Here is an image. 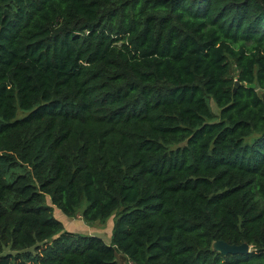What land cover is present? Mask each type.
Returning <instances> with one entry per match:
<instances>
[{
	"label": "trees",
	"instance_id": "obj_1",
	"mask_svg": "<svg viewBox=\"0 0 264 264\" xmlns=\"http://www.w3.org/2000/svg\"><path fill=\"white\" fill-rule=\"evenodd\" d=\"M263 92L264 0H0V264H264Z\"/></svg>",
	"mask_w": 264,
	"mask_h": 264
},
{
	"label": "rangeland",
	"instance_id": "obj_2",
	"mask_svg": "<svg viewBox=\"0 0 264 264\" xmlns=\"http://www.w3.org/2000/svg\"><path fill=\"white\" fill-rule=\"evenodd\" d=\"M64 27H71V26L69 25L67 26L62 22L58 26V29ZM210 104L213 110L215 112H218V108L212 100H210ZM23 114L24 113L21 111L18 112L19 116ZM45 202L49 203V199L46 198ZM82 208L83 206L77 209V212L73 216L68 217L64 215L58 208L53 207V215L55 218L61 221L65 230L72 231L82 235L97 236L102 238L106 243H110L114 222L120 209L114 211L109 217H107L103 221L97 220L92 222H85L81 217ZM117 260L119 264H131L129 261L124 260L121 254H117Z\"/></svg>",
	"mask_w": 264,
	"mask_h": 264
},
{
	"label": "water",
	"instance_id": "obj_3",
	"mask_svg": "<svg viewBox=\"0 0 264 264\" xmlns=\"http://www.w3.org/2000/svg\"><path fill=\"white\" fill-rule=\"evenodd\" d=\"M239 85H240V83L236 82V87L234 88L235 91ZM248 86L250 88H256V84H250ZM262 98L264 100V92L262 93ZM213 249L215 251H218V252L224 254V255H227V254H245V253H249L251 251L250 245L247 243L236 245V244H229L223 240H216L213 243Z\"/></svg>",
	"mask_w": 264,
	"mask_h": 264
}]
</instances>
